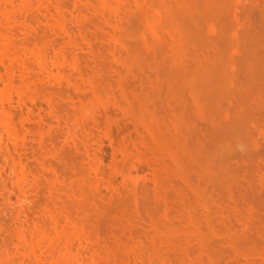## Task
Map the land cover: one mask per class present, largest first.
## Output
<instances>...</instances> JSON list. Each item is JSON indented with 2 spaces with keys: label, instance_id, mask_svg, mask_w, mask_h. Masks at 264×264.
Returning <instances> with one entry per match:
<instances>
[{
  "label": "rangeland",
  "instance_id": "obj_1",
  "mask_svg": "<svg viewBox=\"0 0 264 264\" xmlns=\"http://www.w3.org/2000/svg\"><path fill=\"white\" fill-rule=\"evenodd\" d=\"M14 1L0 18L30 69L0 65V264H69L66 237L19 245L39 223L78 264H264V0Z\"/></svg>",
  "mask_w": 264,
  "mask_h": 264
},
{
  "label": "bare ground",
  "instance_id": "obj_2",
  "mask_svg": "<svg viewBox=\"0 0 264 264\" xmlns=\"http://www.w3.org/2000/svg\"><path fill=\"white\" fill-rule=\"evenodd\" d=\"M38 1V0H37ZM80 1V0H79ZM97 1V0H96ZM99 1V3H98V6H100V7H102V6H108V8L110 7L111 8V10H115L116 8L115 7H117V6H112V4H111V0H98ZM5 4H3V5H5V6H8L7 5V3H9V4H13V2H15L14 0H4L3 1ZM31 2V1H30ZM78 2V1H77ZM76 2V3H77ZM82 1H80V3H81ZM83 3V2H82ZM94 3V2H93ZM2 3H1V1H0V12H1V10H2V5H1ZM44 4V3H43ZM46 4V3H45ZM90 4V3H89ZM92 4V3H91ZM89 5L90 6V9H93L94 11H96L97 9H98V7L97 6H95V4H92V5H94L93 7L94 8H92L91 6L92 5ZM162 4V3H161ZM160 4V5H161ZM88 5V4H87ZM162 5H164V4H162ZM5 6H3L6 10L3 12L4 13V15L5 16H7V17H10L11 16V13L13 12L14 13V11L16 10H14L13 9V7L11 6V9H8L9 7H10V5H9V7L7 8V7H5ZM21 6V5H20ZM43 6H45V5H43ZM43 6H41V8L43 7ZM85 6V5H84ZM83 6V7H84ZM37 7V6H36ZM88 7V6H87ZM105 8V7H104ZM103 8V9H104ZM113 8H115V9H113ZM21 9V8H20ZM43 9V8H42ZM106 9V8H105ZM104 9V10H105ZM4 10V9H3ZM14 10V11H13ZM22 10V9H21ZM47 10V9H46ZM116 10H118V9H116ZM119 11V10H118ZM16 12V11H15ZM101 12H102V9H101ZM109 12H110V10H109ZM3 13L1 14L2 16H3ZM49 13V12H48ZM105 13V12H104ZM112 13V12H111ZM115 13H117V11L115 12ZM102 14V13H101ZM153 14V13H152ZM0 15V16H1ZM44 15H45V12H44ZM48 16H49V14H48ZM58 16V15H57ZM57 16H56V19H55V21L53 22V25H56V26H60L61 28H66V26H65V22H63L60 18V16H59V18H57ZM148 15L145 13H143V16H142V18L143 19H145V17H147ZM52 17V16H51ZM154 17V16H153ZM109 18H110V16H109ZM149 18H151V19H153L151 16H148V19ZM11 19V18H10ZM51 19V18H50ZM53 19V18H52ZM63 19V18H62ZM158 19V17L157 18H155V20H157ZM7 20V19H6ZM9 20V19H8ZM154 20V19H153ZM161 20H162V18H161ZM160 19H158L157 20V23L156 22H154V23H156L157 25L159 24V21H161ZM10 21V20H9ZM16 21V20H15ZM13 22V21H12ZM108 22H109V20H108ZM9 23V22H8ZM8 23H6L5 22V20H4V22L2 21V19L0 18V65H5V60L6 59H8L9 60V62L8 63H13V60H15L16 59V57L14 56V50H15V53H16V49L14 48V46H15V38L12 36V34H8L7 32H5V27H6V24H8ZM48 23H49V21H48ZM51 23V22H50ZM49 23V24H50ZM109 23H111V25H114L115 27H118V28H120V26H118L116 23H113V22H109ZM13 24V23H12ZM47 24V23H46ZM11 25V24H10ZM52 25V26H53ZM110 25V24H109ZM11 33V32H10ZM112 37H113V39L115 40V41H117L118 43H122V36H120L118 33H113L112 34ZM178 39V38H177ZM73 40V42H75L76 40H74V38L72 39ZM70 41V40H69ZM72 42V43H73ZM181 42V41H180ZM71 43V44H72ZM43 47V46H42ZM25 51V50H24ZM179 52H181V51H179ZM32 53H35L38 57H39V63H40V65L44 68V69H48L49 67H48V65H47V63H48V61L46 60V54H45V50L43 49V48H41V47H38V48H36V49H33L32 50ZM21 54V53H20ZM24 55V56H23ZM23 55H19L17 58L19 59H17V61H18V63L20 62V64H21V66H23V68H26V69H28L29 68V66H28V64H27V59L25 58V56L27 55H25V54H23ZM115 56V58L117 57V54L116 55H114ZM37 59V58H36ZM117 60H119V57H117ZM57 61V60H56ZM55 61V62H56ZM61 61V60H60ZM69 61V60H68ZM120 61V60H119ZM77 62V61H76ZM49 64V63H48ZM53 64V63H52ZM63 64V63H62ZM75 66L76 67V69H77V73L79 74V76L82 78V79H84L85 81L86 80H88V77H86V75L87 76H89L88 74H86L84 71H83V69H81V65H79L78 64V62L77 63H74V64H71V66ZM6 66V65H5ZM20 66V65H19ZM60 66V65H59ZM72 66V67H73ZM7 68H9L8 66H7ZM11 68V67H10ZM20 68H22V67H20ZM30 69V68H29ZM24 70V69H23ZM98 70H100V69H94V74H93V76H95V75H98V74H100V72L98 71ZM21 72V71H20ZM54 73V72H53ZM12 72H10L9 70L7 71H5V73L4 74H2L3 75V77L2 78H4V80H5V83L7 84V86L8 87H12L13 86V77H12ZM24 74V73H23ZM48 75V74H47ZM25 76V75H24ZM59 76V75H58ZM57 75H56V77H58ZM59 79V78H58ZM62 79V78H61ZM70 79V78H69ZM72 80V79H71ZM83 81V80H82ZM74 82V81H73ZM84 82V81H83ZM193 83H194V81H193ZM74 85H75V87L76 88H81L80 87V85L81 84H79L77 81H75L74 82ZM20 86V85H19ZM191 86H193V85H191ZM97 86L96 85H94L93 86V88H94V91L95 92H97V97L99 96V94H98V91H96L97 90V88H96ZM31 87L26 83V84H22L18 89H20L21 91H26L27 92V90H29ZM11 88H8V90H10ZM193 90V89H192ZM191 91V90H190ZM194 91V90H193ZM193 97V96H192ZM12 98V93L11 92H0V102H4V101H8V100H10ZM49 101H51L52 99L51 98H47ZM198 103V102H197ZM204 104V103H203ZM198 105H199V103H198ZM88 110H90V109H88ZM85 107H83V108H80L79 109V111L80 112H84L85 113V115L86 116H91L92 114H94V113H90L89 111H88ZM52 111H53V113H54V108L52 107ZM56 112V111H55ZM57 113V112H56ZM56 113H54V114H56ZM83 113V114H84ZM152 113V112H151ZM150 113V114H151ZM53 114V115H54ZM7 115L9 116V114H8V112H7ZM153 116H154V114H153ZM92 118L94 117L95 118V116H91ZM151 117V116H150ZM87 118V117H86ZM152 118V117H151ZM159 118H160V116H159ZM159 118L158 117H154V121L157 123L156 125L158 126L159 125V123H161V122H159V121H162V123L164 124V122H163V120L161 119V120H159ZM12 119V118H11ZM57 119V118H56ZM94 120V119H93ZM143 120H144V118H143ZM58 121V120H57ZM95 121V120H94ZM97 121V120H96ZM148 122V121H147ZM152 123H153V121H151ZM144 123H145V121H144ZM155 126V125H154ZM148 130H152V127H153V125H150V124H146V126H145ZM156 127V126H155ZM158 127H156V129H157ZM158 130V129H157ZM155 130H153L152 132H154ZM161 136V134H160V132H154V134L153 135H151L152 136V141H153V144H154V150H155V148L156 149H161V150H164V151H166V152H168L169 153V155H171L170 156V158H172V160L174 161V162H177L176 160V158H175V156L176 155H174V153H173V151H171V149H170V147H169V145L166 143V142H164L163 141V139H161L160 138V136ZM162 135H163V133H162ZM1 135H0V143H1ZM21 139H23V138H21ZM70 139V138H69ZM151 140V139H150ZM165 140V139H164ZM143 144H145V143H143ZM152 143H148L147 142V145H151ZM146 145V144H145ZM180 145V144H179ZM184 145V144H183ZM184 147V146H183ZM9 148V147H8ZM7 148V149H8ZM1 149H3V147L0 145V150ZM169 150H170V152H169ZM160 158H162V157H160ZM159 157H157V156H155V155H151V156H149V160L148 161H150V163H152V165H156V166H158L159 165V163H160V161L162 160V159H160ZM173 161H171V162H173ZM167 162V161H166ZM20 163V162H19ZM161 163H162V161H161ZM160 163V164H161ZM178 163L179 164H181L179 161H178ZM16 164L17 163H14V166H13V169L15 168V170H17V172H21V174H24L23 172H24V170L21 168V170L20 169H17V167H16ZM168 164H170V163H168ZM172 164V163H171ZM174 164V163H173ZM18 165V164H17ZM185 165V164H184ZM167 166V167H166ZM165 166V170H167V171H170V166L169 165H166ZM179 166V165H178ZM181 166H183V163H182V165ZM180 166V167H181ZM159 167V166H158ZM179 167V168H180ZM181 168H184V167H181ZM157 169V168H156ZM19 170V171H18ZM52 170V169H51ZM155 170V169H154ZM159 170V169H158ZM156 171V170H155ZM160 171V170H159ZM158 171V172H159ZM26 172V171H25ZM38 172V171H37ZM182 172H183V170H182ZM53 173V172H52ZM36 174V173H35ZM156 174V173H155ZM183 175V174H182ZM51 176H53V175H49V173H47V179H48V182H50V184L51 185H53V187H52V189H55L56 187H58V186H56V187H54L55 186V184L57 185V183L58 182H56V178L55 177H51ZM55 176V175H54ZM159 176V175H158ZM18 177V176H17ZM25 177H27V176H25ZM182 177V176H181ZM23 175L21 176V177H19L18 179H19V185H18V188H19V191L20 190H22V183H23ZM36 178V177H35ZM40 178H41V176H40ZM44 179V178H43ZM181 179H183V178H181ZM41 180V179H40ZM190 180V179H189ZM47 181V180H46ZM186 182H188V181H186ZM59 184V183H58ZM172 184V183H171ZM172 186V185H171ZM168 187H170V185L168 186ZM50 188V187H49ZM171 188H174V187H171ZM18 191V192H19ZM184 192V191H183ZM20 193V192H19ZM24 196V195H23ZM181 196V195H180ZM26 199V198H25ZM183 200V199H182ZM190 209H191V207L190 206H188ZM184 208H185V206H184ZM122 210V209H121ZM126 210V209H125ZM193 210V209H192ZM51 211V214L53 215V216H51V217H53L54 218V222H56V224H57V226H61L60 224V218H59V216L57 217L56 216V214H53L54 212L52 211V209L50 210ZM65 211V210H64ZM194 211V210H193ZM61 212V211H60ZM122 215H124V211H122ZM193 213V212H192ZM70 215V214H69ZM127 215V214H126ZM189 215V214H188ZM66 217H69V216H66ZM124 217H126V216H124ZM123 217V218H124ZM196 217V216H195ZM17 218H19V214L17 215ZM69 218H71V217H69ZM127 218H128V216H127ZM125 219V218H124ZM190 219V220H189ZM189 221H192V222H194V217H192V215H189ZM196 221V220H195ZM132 222V221H131ZM198 222V221H197ZM77 223V222H76ZM36 226H38L37 228H36V231H34V232H32V233H30V238H32L34 235L36 236L37 234H39V232L41 233V232H43V229H44V232H45V234H46V231H45V228L43 227V225L42 224H40L39 223V225H36ZM58 230V229H57ZM167 230V229H166ZM200 230V229H199ZM198 230V231H199ZM158 231V230H157ZM29 232V231H28ZM43 232V233H44ZM196 232V231H195ZM42 234V233H41ZM42 234L43 235V237L42 238H40V239H38V238H36V239H38V241L36 240V243H33L32 242V240L30 239V241H29V238H28V234H27V232H26V230L25 229H23V228H19V229H17V231L15 232V237L17 236V238H18V240H19V245H21V243L22 244H24L25 245V243L27 244V243H29L30 244V251L31 252H35L36 250V248L37 247H39L41 244V240L43 239V240H45L44 238H46V241H48L47 242V249L45 250V251H47V252H53L54 250H60V247H61V244H62V242H61V240H63V239H65V237H66V244H64V242H63V244L64 245H62L63 247H65L64 248V253H67V260H68V263L69 264H78V262H77V260L74 258V257H72V252H71V243H69V242H71V241H69L68 240V238H67V236H66V234H67V232H65L62 228H60L59 229V231L57 232V235L56 236H49L48 234ZM33 235V236H32ZM78 235H80V233L78 234ZM62 237H63V239H62ZM42 240V241H43ZM18 245V244H17ZM18 245V246H19ZM23 245V247H25ZM17 246V247H18ZM22 246V245H21ZM1 249V248H0ZM38 249V248H37ZM106 249V248H105ZM67 252H66V251ZM107 250V249H106ZM111 251V250H110ZM1 252V251H0ZM61 252H63V250H62V248H61ZM95 253V252H94ZM100 253V252H99ZM98 253V254H99ZM96 254V253H95ZM94 254V255H95ZM101 254V253H100ZM97 257V256H96Z\"/></svg>",
  "mask_w": 264,
  "mask_h": 264
}]
</instances>
